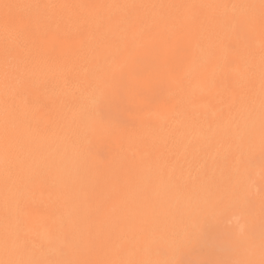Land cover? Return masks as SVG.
<instances>
[{
  "label": "bare ground",
  "instance_id": "bare-ground-1",
  "mask_svg": "<svg viewBox=\"0 0 264 264\" xmlns=\"http://www.w3.org/2000/svg\"><path fill=\"white\" fill-rule=\"evenodd\" d=\"M64 1L0 0V5L67 4ZM169 1L256 5V24L252 29L226 30L217 24L225 9H203L195 20L178 18L176 10H169L164 22L158 19V9H140L133 15L110 9L102 26L83 12L49 10L50 19L43 23L29 22L26 10L13 12L14 23L29 25L27 46L13 55L35 73L16 99L24 129L22 158L31 168L25 170L28 179L18 202L6 207L0 185V258L6 236L35 250L38 257L56 258L64 227L77 214L90 227L95 250L72 258L118 259L113 249L123 245L126 256L143 247L145 258L177 262L185 242L205 223L237 216L249 157L260 152V0H157ZM4 11L0 7V125ZM111 17L122 23L113 24ZM168 47L179 56L172 63L170 58L163 62ZM160 62L173 68L166 72L169 85L157 109L160 116L146 109L129 115L117 151L102 165L91 149L99 140L112 143L103 129L108 121L103 104L112 106L116 96L111 88L131 75L157 73ZM249 63L257 70V110L251 121L238 104L247 95L243 74ZM99 89H104V100L94 110L91 101ZM250 124L256 139L252 151L241 141ZM177 210L184 213V223L175 221ZM163 219L169 221L166 229L159 226Z\"/></svg>",
  "mask_w": 264,
  "mask_h": 264
},
{
  "label": "snow or ice",
  "instance_id": "snow-or-ice-1",
  "mask_svg": "<svg viewBox=\"0 0 264 264\" xmlns=\"http://www.w3.org/2000/svg\"><path fill=\"white\" fill-rule=\"evenodd\" d=\"M4 11V96H3V123L0 125V185H2L6 207L18 202L22 196L23 188L28 177L25 170L31 168L27 158L24 156V129L22 127L21 113L16 106L17 97L21 96L28 88L35 73L27 65L16 60L13 55L21 46L26 47L28 41L29 25H17L13 22V12L19 9L26 10L29 15V22L35 20L37 23L46 22L50 17L47 15L49 10H63L70 13H85L94 19L101 26L104 24L107 9H121L126 14L133 15L136 11L144 8L158 9V19L164 22L168 18L169 10H176L178 18L195 20L199 12L203 9H225L219 15L217 24L226 30L252 29L256 24L254 9L256 5L247 3H235L232 5L217 4H107V3H79V4H36V3H3L0 5ZM231 8V12L227 9ZM260 57H259V150L264 157V0H260ZM41 11L45 14L41 15ZM35 13V15H33ZM187 13V17H185ZM113 24L119 25L122 20L118 17H111ZM213 53L209 51L211 57ZM115 71V70H114ZM243 79L247 88V95L238 104L242 111L248 114L250 121L256 113L257 96L255 93L257 83V70L254 63H249L244 71ZM104 100V89H99L98 94L93 97L91 106L95 110L102 105ZM246 143L248 150L252 151L256 147L255 129L252 124L246 137L241 138ZM210 203L212 193L207 192ZM211 216V213H208ZM175 221L184 223V213L177 210ZM161 228L166 229L169 221L163 219L159 222ZM198 225L193 222L195 229ZM179 237L182 232H177ZM43 248V245L41 246ZM95 250V242L92 232L87 222L77 214L65 225L63 237L60 245L56 249V258H42L35 254V250L22 246L18 242H12L9 237H5L3 258L0 264H178L174 260L157 261L146 257L147 250L143 247L136 248L133 255L126 256V248L121 245L113 249V254L121 258L112 259H87L72 258L73 256H86ZM229 264V262H224ZM235 264H256L253 260L237 261ZM259 264H264V199H262V218H261V260Z\"/></svg>",
  "mask_w": 264,
  "mask_h": 264
},
{
  "label": "rangeland",
  "instance_id": "rangeland-1",
  "mask_svg": "<svg viewBox=\"0 0 264 264\" xmlns=\"http://www.w3.org/2000/svg\"><path fill=\"white\" fill-rule=\"evenodd\" d=\"M58 1L60 2L64 0ZM117 1L118 0H65L64 3L79 4L80 2H84L87 4H115ZM139 1L142 5H151V3L154 5L155 3L153 2H156V5H160L157 0H144L145 2L143 0ZM139 1L136 0L133 4H140ZM141 10L148 11L149 13L156 11V9L153 8L152 10L149 8ZM166 51V59H164L163 62L170 58L172 63L177 57H179L177 53H173L174 51L170 47H168ZM163 62H160V65H156L157 73H151L148 77L142 72L131 75L126 77L125 80L117 81L116 83L119 84H116V88H111V92H114L116 96L112 106L108 103L103 104V107L106 108L105 118L108 115V121L104 124L103 129H107V133L110 134L112 143L110 144L109 142L99 140L100 142L96 141L92 144L91 149L92 155H95L97 161L102 165L108 164L114 156L113 154L117 151V144L120 143L121 139L120 136L125 132V126L130 121L129 115H133L140 110L144 112L146 109L147 111H150L151 115L154 114L157 118L160 116L157 109L164 101L163 98L169 85L167 74L170 73V69H173L171 67L168 70V66L163 64ZM122 81L125 82L123 83ZM130 91H132V93ZM121 94L124 97L126 95L124 99L125 101L122 99L124 97ZM114 103L116 104L114 105ZM113 106L114 112L111 111L113 110ZM107 107L111 108L108 114V111L106 112V110L109 108L107 109ZM127 109L129 111L128 113ZM245 177L244 184L239 187L241 189L238 192V201L236 200L237 206L239 207L234 214H237V216L232 217V221L223 223H217L215 221L205 223V226L202 229L196 230L191 238L185 242L182 253L183 256L181 255L180 259L177 260L178 264H224V262L235 264L237 261L244 260H253L256 264H259V261L261 260L262 199H264V157H262L261 152L249 157L248 172ZM235 222L240 223L239 229L237 230L234 226Z\"/></svg>",
  "mask_w": 264,
  "mask_h": 264
}]
</instances>
